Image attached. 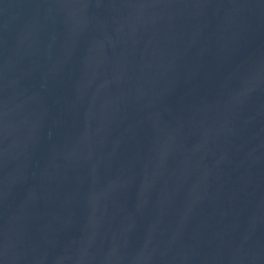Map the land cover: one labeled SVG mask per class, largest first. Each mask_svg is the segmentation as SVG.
Instances as JSON below:
<instances>
[{"label":"water","instance_id":"water-1","mask_svg":"<svg viewBox=\"0 0 264 264\" xmlns=\"http://www.w3.org/2000/svg\"><path fill=\"white\" fill-rule=\"evenodd\" d=\"M0 264H264V0H0Z\"/></svg>","mask_w":264,"mask_h":264}]
</instances>
